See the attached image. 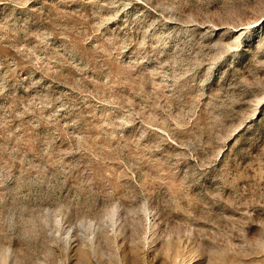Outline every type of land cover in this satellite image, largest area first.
Masks as SVG:
<instances>
[{
  "label": "rangeland",
  "instance_id": "1",
  "mask_svg": "<svg viewBox=\"0 0 264 264\" xmlns=\"http://www.w3.org/2000/svg\"><path fill=\"white\" fill-rule=\"evenodd\" d=\"M0 264H264V0H0Z\"/></svg>",
  "mask_w": 264,
  "mask_h": 264
}]
</instances>
